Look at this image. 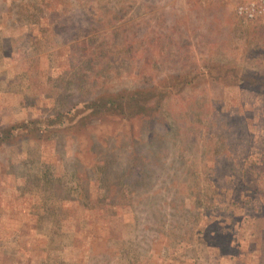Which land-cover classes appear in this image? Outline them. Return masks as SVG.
<instances>
[{
    "label": "rangeland",
    "instance_id": "374dc122",
    "mask_svg": "<svg viewBox=\"0 0 264 264\" xmlns=\"http://www.w3.org/2000/svg\"><path fill=\"white\" fill-rule=\"evenodd\" d=\"M0 264H264V0H0Z\"/></svg>",
    "mask_w": 264,
    "mask_h": 264
},
{
    "label": "trees",
    "instance_id": "16d2710c",
    "mask_svg": "<svg viewBox=\"0 0 264 264\" xmlns=\"http://www.w3.org/2000/svg\"><path fill=\"white\" fill-rule=\"evenodd\" d=\"M142 91V92H141ZM143 93V94H142ZM149 92H145L144 90H135V91H133V96L135 97V98H137V97H139V95L141 96V95H144V94H148ZM106 98V96L104 95V94H102V95H99V96H97L96 98H95V102H93L91 105H93V106H97L98 108H103V109H105V111H108L107 109V104H108V106H110L114 101H109V102H111V104L108 102V103H106V105H103V103H100V102H102L103 100H106L105 99ZM129 99H128V97H127V103L126 104H124V105H126V107L128 108V109H130L131 110V112H132V114H133V116H137V115H140L141 117H143V116H147V112H149V110L152 108V106L150 105V104H146L145 103V101H146V99H143V102L142 101H136V100H134V102H132V101H128ZM126 101H122V103L124 102H126ZM148 106V107H147ZM156 106V105H155ZM149 109V110H148ZM97 110H94L92 113H91V115H95V114H97ZM90 116V115H89ZM57 119H60V116H59V114L57 115ZM83 124V125H82ZM85 124L86 123H84V121L83 120H78V123H77V125L75 124V128L73 129V131H75V132H77V130H80V132H83V130H84V126H85Z\"/></svg>",
    "mask_w": 264,
    "mask_h": 264
}]
</instances>
